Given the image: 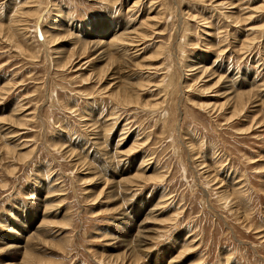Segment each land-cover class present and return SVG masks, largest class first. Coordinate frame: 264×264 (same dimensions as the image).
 Here are the masks:
<instances>
[{
    "label": "rangeland",
    "instance_id": "obj_1",
    "mask_svg": "<svg viewBox=\"0 0 264 264\" xmlns=\"http://www.w3.org/2000/svg\"><path fill=\"white\" fill-rule=\"evenodd\" d=\"M0 264H264V0H0Z\"/></svg>",
    "mask_w": 264,
    "mask_h": 264
},
{
    "label": "bare ground",
    "instance_id": "obj_2",
    "mask_svg": "<svg viewBox=\"0 0 264 264\" xmlns=\"http://www.w3.org/2000/svg\"><path fill=\"white\" fill-rule=\"evenodd\" d=\"M115 29V28H114ZM117 30L118 29H115L114 30V35H112V37L110 38V40H109V43L112 45V44H114L115 42H119V44L118 45H122V46H124V45H126V44H133L134 42H135V40H134V37H132L131 35H130V33L129 34H127L126 35V33H128V32H120V33H118V34H116V32H117ZM126 30V29H125ZM131 32V31H130ZM131 33H133V32H131ZM99 43V42H98ZM101 44H96V46H100ZM105 45V44H104ZM110 45V46H111ZM116 45H117V43H116ZM137 45V44H136ZM106 46V45H105ZM108 46V45H107ZM133 46H135V45H133ZM102 47H104V46H102ZM114 47V46H113ZM101 48V47H100ZM121 48H123V47H121ZM117 50V49H116ZM120 50V49H119ZM102 55V54H101ZM102 56H104V55H102ZM220 81V80H219ZM250 93V92H249ZM247 94V93H246ZM251 95V94H250ZM125 179V178H124ZM154 216V215H153ZM40 228V227H39ZM39 231V230H38ZM145 233H144V231L143 230H141L140 231V233H137L136 234V242H137V246H140V245H142V243H144V241L147 239V237H145V235H144ZM11 245V244H10ZM8 246V245H7ZM6 246V247H7ZM12 246V245H11ZM143 246V245H142ZM10 248V247H9Z\"/></svg>",
    "mask_w": 264,
    "mask_h": 264
}]
</instances>
